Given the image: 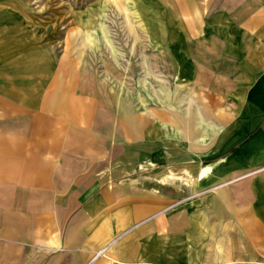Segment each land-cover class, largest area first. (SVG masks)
I'll return each instance as SVG.
<instances>
[{
  "label": "crops",
  "instance_id": "crops-1",
  "mask_svg": "<svg viewBox=\"0 0 264 264\" xmlns=\"http://www.w3.org/2000/svg\"><path fill=\"white\" fill-rule=\"evenodd\" d=\"M203 2L184 112L115 110L0 10V264H264V0Z\"/></svg>",
  "mask_w": 264,
  "mask_h": 264
},
{
  "label": "rangeland",
  "instance_id": "rangeland-1",
  "mask_svg": "<svg viewBox=\"0 0 264 264\" xmlns=\"http://www.w3.org/2000/svg\"><path fill=\"white\" fill-rule=\"evenodd\" d=\"M0 2L2 31L16 33L18 49L48 51L50 63L51 53L74 62L84 83L102 87L115 110L122 99L134 111L201 108L195 99L186 107L181 81L186 64L214 59L201 57L199 41L186 39L187 33H207L208 20L216 16L208 15L203 0ZM187 43L194 49L192 57L185 56ZM31 58L35 64L37 56Z\"/></svg>",
  "mask_w": 264,
  "mask_h": 264
}]
</instances>
